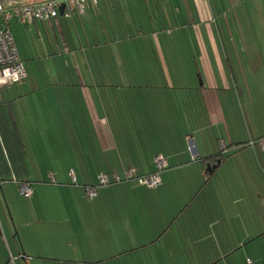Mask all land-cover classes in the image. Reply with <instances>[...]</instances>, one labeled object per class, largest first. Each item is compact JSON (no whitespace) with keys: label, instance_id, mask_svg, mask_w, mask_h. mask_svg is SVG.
Instances as JSON below:
<instances>
[{"label":"crops","instance_id":"0c3cea01","mask_svg":"<svg viewBox=\"0 0 264 264\" xmlns=\"http://www.w3.org/2000/svg\"><path fill=\"white\" fill-rule=\"evenodd\" d=\"M9 30L27 79L0 87V213L6 221L5 202L23 213L18 200L32 213L70 216L98 206L136 220L139 213H149L139 209L150 194L148 188L122 183L113 188L118 194L115 204L103 193L112 187L100 189L97 202L82 190L97 184L103 173H153L161 155L168 169L178 165L177 172L193 171L178 181L196 187L199 204L193 213L210 214L205 228H214L215 240H208L201 228L193 229L199 236L191 238L189 255L181 240L183 234L188 243L186 228L178 230L177 239L164 242L168 229L136 248L161 246L162 254L114 263L183 264L188 256L191 264H248V259L264 263V152H258V163L229 164L232 157L251 153L250 139H264V119H253L255 133L249 128V139L240 131L234 96L239 85L228 75L237 51L249 50L247 42H264V0H100L97 7L88 4L83 15L65 17L59 12L56 20L32 26L13 21ZM188 57L193 59L189 72L183 66ZM29 59L47 65L28 66ZM188 73L195 76L192 82L174 76ZM108 74L113 75L109 81ZM143 74L150 76L140 78ZM182 90L196 97H173L172 91ZM222 143L225 150L220 151ZM175 159L181 161L171 166ZM208 165L217 167L210 172ZM224 170L234 172L225 179ZM171 174L161 173L157 191L174 181ZM48 181L71 183L73 189L46 196L33 189L31 199H23L22 183L33 188ZM129 195L132 200L124 204ZM42 198L46 205L40 212L35 203ZM218 213H226L224 238L217 236L222 231L216 229ZM21 247L26 253L34 250L25 243ZM16 249V261L23 256V264H29L25 252ZM58 252L54 257L61 263H95L66 257L67 250ZM0 264H9L3 248Z\"/></svg>","mask_w":264,"mask_h":264},{"label":"rangeland","instance_id":"374dc122","mask_svg":"<svg viewBox=\"0 0 264 264\" xmlns=\"http://www.w3.org/2000/svg\"><path fill=\"white\" fill-rule=\"evenodd\" d=\"M27 1L37 2L43 0ZM257 30H259L258 27ZM236 44L238 45L239 43L237 42ZM246 44L249 46V50L237 51L236 56L234 55V57L230 59L229 66L231 70L228 68V75L239 85L238 89L234 90V96L237 100L236 107L243 127L240 131L245 132L249 139L250 136L247 130L250 128V131L253 130L252 134L255 133L253 127L255 123L253 119L259 123L264 119V42L251 41ZM22 55L25 58L23 52ZM29 60L31 61L28 62V66H34L35 68L37 65L46 64L41 62L38 64L32 61V59ZM192 62L193 59L188 57L183 64V66H187L188 72L189 66L193 65ZM149 76L150 75L147 74L139 75L140 78ZM174 76L184 81L187 79L189 82H192V77H195L190 73ZM112 77L113 75L108 74V81L112 79ZM187 93L184 90L172 91L173 97H182L183 95H186V98L196 97V94L191 95L188 91ZM165 96L170 97L168 91L165 92ZM188 101H191L190 98ZM261 141H264V139H250L248 145L251 146V153L249 154L247 151H244L237 157H232V159L229 160L230 166L236 163L260 162L261 155L258 152H264V147L260 143ZM252 147L256 149L257 156L251 149ZM219 148L220 151L225 150V144L222 143V145H219ZM180 161L179 159H175L173 164L170 165L179 164ZM177 166L178 165L169 169L167 167V169L162 171L172 172L171 175L174 181L167 184L165 188L159 189V191H157V188L160 187L162 183L157 188L140 186L134 181L123 183H127L132 187H146L150 190L149 196L142 199L146 200V203L143 205L141 201L139 202V209L143 207L144 212L148 211L149 213H139L136 220L125 217L128 213H106L103 209H99L98 206L94 208L92 206L90 212L87 211V209L79 210V213H71L70 216H68L67 213H32L29 206L23 205V200H18V210H21L23 213H16L15 210H17V206L15 209L12 203L8 205V203L5 202L8 222L2 213H0V251H2V248L4 249L9 264H23V256H21V260L19 261L14 259L15 257L17 258L16 255L18 254L16 246L21 249L22 253L25 252L22 250V243L28 244V246L34 248L32 253L25 252L26 256L30 258L29 264H66V262L61 263L55 260V254H61L58 252L60 249L67 250L66 257L75 258L74 260L80 262L89 260L95 262L93 264H115L114 262H120L119 260H121L122 263H125L124 260L130 261L133 259L155 258L159 254H162L164 251L163 248L161 249V246L149 249L136 248L141 247L143 243L152 242L153 239L160 236L168 229L170 234L164 242H167L169 237L177 239L179 237L178 230L181 231L183 227L186 228L187 231L186 241L188 243L185 244L182 232L181 240L184 244L183 247H187V253L190 255V249L188 248L192 244L191 238L199 236L193 232V229L199 232L198 228H201L208 240L209 236L215 240L213 237L214 228L211 229L209 223L208 231H206L205 228V224L209 221L210 214L193 213L198 209L197 206L199 204V201L195 200L196 187L191 185L188 186L185 183L180 184L178 181L179 178L184 176L183 174H191L193 171L186 170L177 172V169L180 168ZM233 172L234 170H224L221 177L226 179L228 173ZM192 183V180L188 182V184ZM121 184L122 183L111 184L100 189L112 187L110 190L103 193H108L110 200L115 204V197H118V194L113 188ZM72 187L71 183L70 185L60 186L59 184L53 185L48 181L46 184L35 185L33 189H35L36 194L46 196L58 193L70 194V189H73ZM82 191H85V189L83 188ZM23 199L28 201L31 198L27 199L24 197ZM43 199L44 198L41 200L38 199L35 203L40 212L43 211L46 205ZM93 200L97 202L98 198L91 199L90 201ZM129 200H132L130 195L124 200V204ZM137 200L138 199H136V202ZM192 201L194 202L193 204L191 203ZM187 203L192 204L188 207L189 212L181 216L180 214L183 212ZM75 204L79 205L78 203ZM27 209L29 210L28 213H26ZM218 214L220 216V222L216 229L222 231L218 232V234L216 231V234L220 238H224L227 224L225 216L223 215L226 213ZM179 216H181V218ZM130 222H133L132 224L134 227L130 225ZM35 232H41V234L37 233V235ZM37 236L39 241H37ZM194 238L193 240H195ZM208 244H210V241L205 243V247H209ZM69 251L72 252L69 253ZM101 260H106V262L100 263L99 261ZM201 260L198 261L202 262L203 260ZM177 261L179 262L180 259ZM184 262L183 264H191L193 260L188 256ZM68 264L74 263L68 262Z\"/></svg>","mask_w":264,"mask_h":264},{"label":"built area","instance_id":"2783aa9c","mask_svg":"<svg viewBox=\"0 0 264 264\" xmlns=\"http://www.w3.org/2000/svg\"><path fill=\"white\" fill-rule=\"evenodd\" d=\"M99 1L43 0L10 4L0 3V87L20 83L27 77L24 61L21 58L14 36L9 30V25L13 21L27 26H32L37 22H52L57 19L62 5H65V17H71L75 12L83 15L88 4L97 7ZM260 143L264 147V141ZM155 164L156 171L144 176H136L130 169L124 170L123 176L116 171L112 174H100L97 184L85 188L86 194L89 199H95L100 188L132 181L140 186L157 188L162 183L161 172L168 167V164L161 155L156 157ZM69 175L72 181L76 183V175L73 170L69 172ZM20 192L24 197L30 198L33 195V188L27 183H22ZM14 259L17 260L16 257ZM247 262L248 264H257L252 259H248Z\"/></svg>","mask_w":264,"mask_h":264},{"label":"water","instance_id":"95a60500","mask_svg":"<svg viewBox=\"0 0 264 264\" xmlns=\"http://www.w3.org/2000/svg\"><path fill=\"white\" fill-rule=\"evenodd\" d=\"M27 0H0V3L2 4H10V3H24L26 2ZM64 11H65V5H62L61 8H60V13L63 15L64 14ZM221 161L218 160L217 162V165L220 164ZM217 165H214L213 167H211L210 165H208V170L210 172H212L216 167Z\"/></svg>","mask_w":264,"mask_h":264},{"label":"trees","instance_id":"16d2710c","mask_svg":"<svg viewBox=\"0 0 264 264\" xmlns=\"http://www.w3.org/2000/svg\"><path fill=\"white\" fill-rule=\"evenodd\" d=\"M27 2H28V1H27ZM63 15H64V14H63ZM26 79H27V77H26ZM26 79H25V80H26ZM25 80H24V81H25ZM24 81H22V82H24ZM20 83H21V82H20ZM16 84H17V83H16ZM217 160H218V158H215L214 161L217 162Z\"/></svg>","mask_w":264,"mask_h":264}]
</instances>
